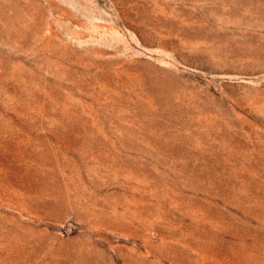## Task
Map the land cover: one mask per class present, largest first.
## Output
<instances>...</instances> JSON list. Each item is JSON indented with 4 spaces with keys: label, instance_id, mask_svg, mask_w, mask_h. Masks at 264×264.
Returning <instances> with one entry per match:
<instances>
[{
    "label": "rangeland",
    "instance_id": "1",
    "mask_svg": "<svg viewBox=\"0 0 264 264\" xmlns=\"http://www.w3.org/2000/svg\"><path fill=\"white\" fill-rule=\"evenodd\" d=\"M0 264H264V0H0Z\"/></svg>",
    "mask_w": 264,
    "mask_h": 264
}]
</instances>
